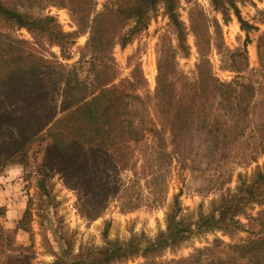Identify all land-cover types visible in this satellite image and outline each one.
Masks as SVG:
<instances>
[{"label": "rangeland", "instance_id": "obj_1", "mask_svg": "<svg viewBox=\"0 0 264 264\" xmlns=\"http://www.w3.org/2000/svg\"><path fill=\"white\" fill-rule=\"evenodd\" d=\"M2 1L53 16L70 35L61 50L0 18L1 70L20 71L25 80L17 92L27 94L34 85L25 102L35 118L56 120L78 96L70 90L75 82L89 84L84 94L91 90V57L100 55L86 48L89 27L104 4L118 0ZM176 1L180 41L164 5L157 4L145 28L130 33L135 23L127 21L113 46L101 52L108 70L97 75L130 104L124 118L133 128L125 142L116 139L111 147L97 140L65 160L51 158L49 144L35 140L3 165V145L11 136L0 133V227L8 238L0 241V264H231L234 257L237 264H251L233 247L264 238V186L253 184L264 169V149H253L256 134L264 131V0H234L250 28L241 27L231 8L225 21L211 0ZM124 33L129 38L121 46ZM214 79L235 85L231 103L242 104L241 116L238 108L226 112L219 106ZM25 98L11 106L0 97V107L19 110ZM250 189L260 201H243L234 216L237 226L221 229V201ZM170 218L185 230L182 239L143 253L167 232ZM124 246L135 252L104 261Z\"/></svg>", "mask_w": 264, "mask_h": 264}, {"label": "trees", "instance_id": "obj_2", "mask_svg": "<svg viewBox=\"0 0 264 264\" xmlns=\"http://www.w3.org/2000/svg\"><path fill=\"white\" fill-rule=\"evenodd\" d=\"M61 1L62 0H58L59 5L62 3ZM88 2L85 4H88ZM93 3L94 2L91 3L90 1L88 5L91 6ZM176 3V0H134V2L128 3L123 0H118L115 3L109 2L104 4V10L97 14L91 22L92 26L89 27L90 37L86 45L87 50L91 49L92 52H97L100 55V58L91 57V70L93 71V78L90 80V84L92 85L91 90L84 94L83 92L87 91V86L89 84H85V82H75L70 90L74 91L78 96L74 98L73 104L62 110V113H64L63 116L56 120L54 117H49L46 121H44V119L40 120L35 118V112L31 111V107L25 102V100H31L34 85L27 94L21 91L17 92V84L25 80L20 74V71L16 67H7L5 70H1L0 68V97H3V101H9V105L12 106L18 97L26 96V98L23 99L25 105L19 110L9 108V111H6V108L1 109L0 107V111H3L0 120V133L7 132V134L11 136L3 145L4 152L2 151L3 154L1 153L2 164L5 165V163L9 162L16 154L24 153L25 147L35 140H40L49 144L54 151L51 158L55 159L57 156H60L65 160H70L71 156H75L76 153H83L88 146L92 148L94 142L97 140L99 141L97 144L98 146L107 143L111 147L118 145L116 139L125 142L127 135L133 128L132 122L124 118V116L128 117V108L130 104L124 101L127 95L121 94L118 87H106L111 81L101 80V74H105L104 71L108 70L101 52L113 46L114 41L118 38L117 31L124 29L123 27L127 21L135 23L134 27L129 31L130 33L145 28L149 12L152 11L157 4L164 5L171 24L177 30L180 41L181 23L177 19L175 13ZM211 3L216 9L222 11L225 21L229 20L227 10L231 8L237 20L241 23V27L250 28V26L241 20L238 10L235 7L234 0H211ZM0 18L16 25L18 28H26L31 32H36L39 36L45 38L47 42L59 45L61 50L63 45L62 41L70 36L69 34H63L60 29H58V23L53 16L32 15L27 12H21L17 9L9 8L2 0H0ZM115 20L121 24L120 28L116 27L114 23ZM128 38L129 36L127 33L121 36V46L126 44ZM11 54L12 52L9 50V58ZM83 58L82 56L81 59ZM94 64L97 65L94 67ZM34 69L37 71L36 67ZM97 73L101 74L98 76ZM27 77L28 80L32 79L30 75ZM214 81L215 91H218L219 99H222L219 102V106L226 112H230V109L233 110L238 108L237 113L241 116L242 104L240 102L238 104L231 103L232 97L236 92L235 85L232 82L224 83L215 79ZM244 87L243 89L245 90L253 91L252 87ZM80 93L83 94L80 95ZM137 99L136 96H131V100ZM18 113H20L19 116H17ZM218 131H220V129ZM256 137L259 141L257 142V147L256 141H254L253 149H255L256 153H261L264 149V131L257 133ZM8 148L9 151H7ZM82 161L87 163V158L83 157ZM76 165L77 164L74 165L75 170H77L79 164ZM253 184L256 185V187L264 186V169L257 172ZM242 187L243 186H241V188ZM257 197L259 196H255V193L250 189L245 195L243 193L240 197H234L227 204L224 202L226 200L223 199L218 207L219 209L221 208V218L219 222L225 224H220L221 226L219 227L226 230L230 225L237 226V223L234 221V216L239 213V205L243 201H246V203L249 200L260 201ZM28 213L29 211L27 209L19 225ZM228 213H230V218L228 220L229 223H226L224 216ZM4 214V210L0 208V218L4 217ZM211 222V218H208L204 223L209 225ZM209 227L207 226V229ZM183 233H185V230L181 229L180 225L170 218L167 225V232L162 234L157 242L148 245L143 253L156 251L163 246L174 245L182 239ZM0 241H8L1 227ZM128 246H130V244ZM233 248L241 249L237 251L238 256L240 255L239 259H246L251 264H253L254 261H257V264H261V261L264 260V238L240 248ZM130 251L131 250H128L126 246L118 247L116 250L109 252L104 261L109 262L127 258L128 255H132L135 252ZM231 264H237V257L233 258Z\"/></svg>", "mask_w": 264, "mask_h": 264}]
</instances>
